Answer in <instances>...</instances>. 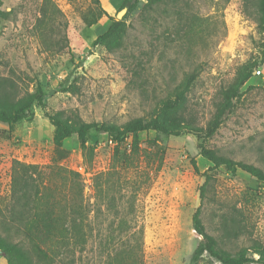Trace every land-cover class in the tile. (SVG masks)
I'll list each match as a JSON object with an SVG mask.
<instances>
[{
  "label": "rangeland",
  "instance_id": "1",
  "mask_svg": "<svg viewBox=\"0 0 264 264\" xmlns=\"http://www.w3.org/2000/svg\"><path fill=\"white\" fill-rule=\"evenodd\" d=\"M259 1L167 0L148 11L146 0H140L112 52L93 41L111 25L109 16L118 19L122 2L108 12V0L0 1V95L16 99L37 87L48 93L45 110L35 104L31 117L0 121V129L10 133L0 137V236L16 242L28 264H221L207 253L193 260L200 236L192 217L200 205L207 231L225 249L236 253L264 245V182L241 169L209 170L212 164L199 154L194 135L143 131L134 151L133 135L116 141L93 130L88 150L77 136L57 150L55 127L45 115L122 125L149 116L187 74L197 73L177 121L205 127L238 71L252 68L233 112L207 145L264 169ZM16 161L81 174L84 244L55 245L40 234L27 238L12 224L4 225L13 216ZM206 171L212 178L202 199ZM55 179L67 191L66 181ZM57 204H50L53 212ZM29 221L33 230L36 221ZM0 264H8L1 255Z\"/></svg>",
  "mask_w": 264,
  "mask_h": 264
},
{
  "label": "trees",
  "instance_id": "2",
  "mask_svg": "<svg viewBox=\"0 0 264 264\" xmlns=\"http://www.w3.org/2000/svg\"><path fill=\"white\" fill-rule=\"evenodd\" d=\"M1 1V0H0ZM167 0H146L144 9L153 11L157 6ZM140 0H123L121 9L126 8L127 14L122 19L114 16L108 29L100 34L93 45L104 46L109 52L116 50L122 38L128 30L127 18L137 9ZM107 13V12H106ZM0 15H4L0 8ZM258 24L264 26V0L258 4ZM252 75V68L244 67L238 71L235 82L222 92V99L209 120L207 126H198L190 123H180L177 117L185 109L186 95L191 89V84L195 80L197 73H189L168 96L160 100L154 111L149 116L135 117L122 125L113 123L84 121L73 122L68 117L61 114H49L46 117L55 127V145L58 150L63 141L71 136H77L83 150H88V137L91 131L107 133L111 138L120 141L125 135H133V150L137 151L140 143L139 133L143 131H155L166 136L180 137L184 135H194L197 138L199 154L211 162L209 170L224 167L229 171L241 169L255 179L264 182V169L253 163L244 160H236L218 150L207 145V140L216 133L221 124L233 112L234 100L242 94L241 88ZM48 93L37 87L34 92H27L25 95L7 99L5 95H0V121L13 124L33 115V106L36 104L43 110L46 108ZM4 129H0V137H9ZM194 169L199 172L197 161L192 159ZM205 182L201 188V198L205 195V187L212 178L208 171L202 173ZM55 177L62 178L68 184L67 191L64 190ZM44 178L49 182L44 183ZM51 183V185H50ZM54 192H57L56 194ZM12 197L14 208L11 220L5 221L13 225L15 231L23 233L27 238H33L40 234L45 239L54 241L55 245L68 246L82 245L86 242V209L83 205V182L81 174L59 165H50L46 168L38 164H26L16 161L13 165L12 176ZM56 202L57 209L53 212L50 204ZM201 205L198 206L192 217L193 228L200 236L199 244L193 255V260L198 261L205 253L219 261L221 264H264V245L256 244L251 249L243 248L236 253L225 249L219 240L206 229L202 219ZM34 219L35 228L31 229L28 222ZM42 219L39 223L37 220ZM17 220L18 224L13 221ZM3 227L6 229V226ZM10 228H12L10 226ZM254 254L258 257L255 258ZM0 255L8 264H28L24 259L19 245L12 240L0 236Z\"/></svg>",
  "mask_w": 264,
  "mask_h": 264
},
{
  "label": "crops",
  "instance_id": "3",
  "mask_svg": "<svg viewBox=\"0 0 264 264\" xmlns=\"http://www.w3.org/2000/svg\"><path fill=\"white\" fill-rule=\"evenodd\" d=\"M121 2L123 3V0H108V3H109V10H108V12L110 10H113Z\"/></svg>",
  "mask_w": 264,
  "mask_h": 264
},
{
  "label": "water",
  "instance_id": "4",
  "mask_svg": "<svg viewBox=\"0 0 264 264\" xmlns=\"http://www.w3.org/2000/svg\"><path fill=\"white\" fill-rule=\"evenodd\" d=\"M126 8H123L119 13H118V19H122V17H123V14H124V12H126Z\"/></svg>",
  "mask_w": 264,
  "mask_h": 264
}]
</instances>
